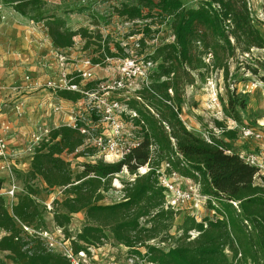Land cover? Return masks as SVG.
I'll return each instance as SVG.
<instances>
[{
  "label": "trees",
  "instance_id": "1",
  "mask_svg": "<svg viewBox=\"0 0 264 264\" xmlns=\"http://www.w3.org/2000/svg\"><path fill=\"white\" fill-rule=\"evenodd\" d=\"M113 8L117 17L127 22L141 23L136 32L137 54H144L145 38L150 37L151 26L168 24L172 39L158 44L145 59L157 62L150 75V83L133 96L122 99L137 112L135 119L140 127L138 145L120 160L106 162L97 159L85 161L81 171L74 174L64 155L75 158L94 153L91 148L80 147L84 137L65 124L52 127L46 141L35 147L26 176L40 178L47 188L60 187L65 198L51 214L54 226L62 229L65 237L71 216L84 211L85 223L71 240L74 251L90 245H102L112 239L128 252L155 264H264V177H257V168L245 163L233 151L228 141L214 135L205 138L188 130L180 119L181 102L185 86L192 85L195 74L209 69L221 71L224 82L229 76V60L238 53L251 49H264V37L256 26L247 0H197L195 7H186L182 0H117ZM16 13L34 23H42L47 35L57 49H69L74 37L85 38L83 50L95 47L97 56L92 64L103 65L107 58L128 56L119 42L110 46L108 38L86 28L70 29L61 16L50 14L44 0H3ZM261 10L264 15V0ZM264 24V22L262 23ZM257 66H247L252 74L264 73V57ZM264 84V74L260 76ZM90 86V84L88 85ZM226 102L221 101L225 117L242 124L240 111L246 100L235 89L226 85ZM56 95L75 101L80 95L66 90ZM135 102L150 113L148 119ZM226 140L236 138V130H226L221 121H214ZM153 147L151 150L150 147ZM168 164L167 173H176L199 182L201 193L218 199L217 210L223 219L204 218L196 222L184 217L175 237L169 233L172 222L179 213L163 209V189L157 185V170ZM149 170L137 175L133 181L122 184V199L101 203L111 187V179L124 169L131 175L140 166ZM3 179H0V189ZM238 203V210L230 203ZM45 205H39L35 190L24 184V193L16 194L10 211L0 194V252L5 259L0 264H69L58 253L48 251L39 237L22 235V225L46 229L43 220ZM198 234L191 237L189 231ZM165 244V247L150 243ZM168 245V246H167ZM230 253L231 257H228ZM238 254H240L239 257Z\"/></svg>",
  "mask_w": 264,
  "mask_h": 264
},
{
  "label": "rangeland",
  "instance_id": "2",
  "mask_svg": "<svg viewBox=\"0 0 264 264\" xmlns=\"http://www.w3.org/2000/svg\"><path fill=\"white\" fill-rule=\"evenodd\" d=\"M46 2V9L50 14L61 16L66 25L72 29L76 30L78 28H86L91 32H98L102 38H108L110 41V46L113 47V42H119L126 52L137 53L138 48L135 46L142 36L137 34V30L140 29L139 25L147 21H134L127 22L124 19L117 17L114 14L113 8L117 5V0H44ZM186 7H195L197 5V0H182ZM248 6L252 16L255 18L256 26L261 35L264 37V15L261 10L262 0H247ZM0 5H4L3 0H0ZM0 7V30H2L10 20V15H8L4 6ZM11 11V10H7ZM13 15V14H12ZM16 17V16H15ZM24 21L28 19L23 17ZM29 21V20H28ZM41 24V23H38ZM37 24V25H38ZM36 25V23H35ZM153 33L150 37L145 38L144 52L145 54H150L154 48L163 42L171 41V31L168 24L151 26ZM85 43V38L80 36L74 37V44L71 47L73 55L75 56L76 63L82 65L83 58H93L97 56L94 53L95 47H90L87 50H83ZM1 46V44H0ZM2 54V53H1ZM264 57V49L253 48L249 53H236L233 58L229 60V76L227 82H224L221 71L217 69L209 68L204 74L196 75L195 81L192 85L185 86L182 102L180 119L182 120L185 127L204 138V136L210 137L214 135L216 138H221L226 140L220 132L218 127L215 126L214 121H221L224 124L231 118L224 116L221 110V101L226 102V85L229 89H235V93L241 95L247 102L246 107L240 111L242 124L249 127H257L259 125H264V84L260 80V76L263 75L262 70H258V74H252L246 67L252 66L256 67L258 64L256 61H262ZM112 68L113 65H100L95 67L94 70L97 76H104L106 74L105 68ZM110 70V69H109ZM120 99H124L125 96H119ZM135 108L139 109L144 115L145 119L150 117V113L144 109V107L135 102ZM60 123L59 125H61ZM58 125V126H59ZM50 127L53 124H49ZM236 138H240L236 131ZM250 140V139H249ZM29 141L23 139H14L11 141L12 147L16 150L17 155L9 156L10 161H14V166L11 170L10 179L8 173L5 169L1 168L0 161V179H3L1 185V190L8 189V186L14 184L16 188L17 195L24 193V184L30 185L35 190L36 199L39 205L49 204L51 210L47 212L43 211L44 224L47 227V231L53 234L57 239H61V235L56 232L51 211L58 205L56 201H61L65 198L63 188H47L44 182L40 178L30 179L26 176L28 158L30 154L27 152ZM240 145H245L244 142ZM233 148V147H232ZM252 149H254L252 147ZM256 148V151L260 149ZM234 152H237L233 148ZM258 153V152H257ZM64 158L69 161L71 165V170L74 174L81 171V164L85 161H90L91 159H102L101 156L96 155L94 158H89L87 156H80L75 158L73 155H64ZM109 161H114V158L108 157ZM130 174L127 171H122L111 179V187L107 192L103 193V200L101 203L109 204L117 202L122 199L123 191L122 184L128 180ZM8 201V198H6ZM221 208L220 203H218V208ZM217 214L221 213L218 210ZM191 217V210L183 209L178 216H176L169 228V233L175 237L181 234L179 226L181 225L184 217ZM199 219L209 218L210 213L207 208H203L202 211L197 215ZM193 218V217H192ZM194 219V218H193ZM195 220V219H194ZM196 221V220H195ZM197 222V221H196ZM85 223L84 211L73 214L71 216L70 224L68 226V231L72 236L79 233ZM196 231V230H191ZM157 240H152L150 243L156 244ZM156 245L164 246L163 243H157ZM168 246V245H167ZM93 255L92 261L97 264H102L106 261H112L114 264H141L144 263L140 256H135L133 262H129L128 258L132 254L125 249L124 246L117 245L112 239L108 240L106 243L98 248H92ZM228 257L231 254L226 252ZM5 253L0 252V262L6 261ZM239 257V256H237ZM234 264H242L240 261H235ZM250 264V263H246Z\"/></svg>",
  "mask_w": 264,
  "mask_h": 264
},
{
  "label": "built area",
  "instance_id": "3",
  "mask_svg": "<svg viewBox=\"0 0 264 264\" xmlns=\"http://www.w3.org/2000/svg\"><path fill=\"white\" fill-rule=\"evenodd\" d=\"M2 5H0L1 7ZM135 46L139 49L138 42ZM128 56L123 58H107L106 65H113L112 68L107 67L106 74L97 76L94 70L99 67V64H92L91 58H83L82 65L76 63L75 58H71L70 54L61 49L52 51L53 59L58 67V72L55 77L48 78L43 88L56 94L57 91L66 90L71 93H78L80 97L68 103L71 111L65 124L73 129L78 130L84 137L83 145L80 149L91 148L94 150L92 155L87 157L94 158L96 155L102 157L103 161L115 162L120 160L131 149L135 148L141 137L139 136L140 124L134 123L135 119H139L136 111L130 109L119 96H133L142 87L150 83V75L156 69L157 62L145 59L144 54L128 53ZM110 69V70H109ZM24 80L30 81L29 75H24ZM90 84V86H88ZM29 89L31 88L28 85ZM20 90L18 87H14ZM4 89L0 83V90ZM17 107H22L20 102ZM49 107L53 112L61 113L64 106L57 103L50 104ZM10 127L7 123L0 125V161L1 168L5 169L10 179L11 170L14 166L13 161L9 159L8 141L6 134ZM51 128L42 127L37 132L31 135L27 152L33 153L35 147L42 141H46ZM226 130H236L240 138L253 139L264 143V125L257 127H249L246 125H238L233 120H228L225 123ZM222 129L216 132L222 133ZM209 141V137L204 136ZM152 150L153 147L151 146ZM242 160L257 168L256 176L264 177V155L262 153L250 152L239 154ZM112 157L114 161H109L107 158ZM101 159V158H100ZM97 159H91L94 162ZM166 167L168 164L162 163L157 172V185L163 189L164 202L163 209L171 210L175 213H180L183 209L191 210V217L197 222H202L198 218V214L203 208H207L210 213L209 219H223L222 214H217L218 199L209 195H203L199 182L192 179L181 177L176 173H167ZM149 170L147 164L137 168V171L131 174L128 181H133L137 175L145 174ZM123 171H126L124 169ZM0 194L5 198L7 209L11 208L16 201V188L12 184L8 189L1 190ZM8 198L9 200L7 201ZM230 203L238 210V203L230 201ZM46 211H50L49 204H45ZM22 235L34 234L43 242V246L50 252L58 253L65 257L69 264H97L92 261V248H98L101 245H90L86 249L74 251L71 240L73 236L65 237L61 228L55 226L56 232L61 235V239H57L46 229H34L22 225ZM191 237L198 234L197 231H189ZM103 245V244H102ZM122 246V245H119ZM128 250L127 247H125ZM240 256V254H238ZM135 255L128 258L129 262L134 261ZM141 264H155L146 262ZM102 264H114L112 261H106Z\"/></svg>",
  "mask_w": 264,
  "mask_h": 264
},
{
  "label": "crops",
  "instance_id": "4",
  "mask_svg": "<svg viewBox=\"0 0 264 264\" xmlns=\"http://www.w3.org/2000/svg\"><path fill=\"white\" fill-rule=\"evenodd\" d=\"M3 6L5 12L10 15V20L0 30V83L4 87L0 90V125L7 123L10 127L6 137L11 156L17 155L19 151L12 147V140L24 138L30 141L31 135L39 128L64 123L71 112L68 107L71 101L58 97L42 87L48 78L55 77L58 72L52 56V51L57 48L48 37L42 23L35 25L30 20L24 21L23 17L10 6ZM64 51L69 53L71 58H75L71 48ZM26 74L31 77L30 81L24 80ZM59 101L64 110L61 113L53 112L49 105ZM20 102L22 107L19 109L17 105ZM228 142L238 154L258 152L264 155V143L260 141L235 138ZM242 142L244 146L240 145ZM256 148L260 150L256 151ZM29 154L27 170L30 168L32 157V154ZM8 210L10 211V208ZM3 234L0 230V237Z\"/></svg>",
  "mask_w": 264,
  "mask_h": 264
}]
</instances>
